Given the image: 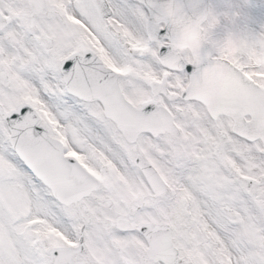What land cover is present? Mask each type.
Returning a JSON list of instances; mask_svg holds the SVG:
<instances>
[{
	"label": "snow or ice",
	"instance_id": "snow-or-ice-1",
	"mask_svg": "<svg viewBox=\"0 0 264 264\" xmlns=\"http://www.w3.org/2000/svg\"><path fill=\"white\" fill-rule=\"evenodd\" d=\"M0 264H264V0H0Z\"/></svg>",
	"mask_w": 264,
	"mask_h": 264
}]
</instances>
